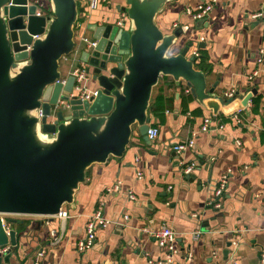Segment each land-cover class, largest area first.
<instances>
[{
    "label": "crops",
    "instance_id": "0c3cea01",
    "mask_svg": "<svg viewBox=\"0 0 264 264\" xmlns=\"http://www.w3.org/2000/svg\"><path fill=\"white\" fill-rule=\"evenodd\" d=\"M77 1V53L60 60L64 76L82 66L79 52L85 43H80V38L91 39L92 24L105 21L115 25L126 19L122 17L123 0H98L90 11L89 0ZM197 3L169 2L156 15V23L165 33L183 32L171 53L190 44L188 53L198 54L197 68L206 73L207 87L215 83L218 95L224 97L231 88L236 95L221 101L213 111L200 105L189 87L161 77L152 90L151 102L160 96L162 108L157 114L151 111L149 123L158 129L157 137L146 141L132 126L123 156L92 165L75 192L73 206L66 205L61 214L3 215L14 219V223L5 222V227L20 235L11 264H149V259L162 258L164 253L142 229L161 225L175 232L176 264H261L264 72L251 75L264 66V0H217L207 17L193 19L185 10L194 9ZM257 12L261 16L252 19L251 14ZM259 57L261 65L257 64ZM86 89L93 90L92 84ZM205 116L211 117V130L206 132L200 129ZM190 138L193 147L186 146L180 154L172 150L173 145ZM180 162H193L197 176L186 178ZM225 173L227 185L218 199L220 206L214 208L208 202ZM115 183L120 190L107 192ZM128 191L134 199L127 197ZM99 203L110 223L96 229L91 248L78 251L76 244ZM194 230L199 231L196 239L190 235ZM40 251L43 254L37 256Z\"/></svg>",
    "mask_w": 264,
    "mask_h": 264
},
{
    "label": "water",
    "instance_id": "95a60500",
    "mask_svg": "<svg viewBox=\"0 0 264 264\" xmlns=\"http://www.w3.org/2000/svg\"><path fill=\"white\" fill-rule=\"evenodd\" d=\"M123 1L121 25L90 26L96 44L80 45L86 79L77 82L61 73L60 60L78 44L79 1L0 0V215L56 216L72 207L88 169L123 156L132 126L149 140L152 90L161 77L189 87L206 109L227 102L215 83L207 87L190 44L171 53L183 32L165 33L156 15L175 0ZM61 75L64 84L56 82ZM87 84L95 95L81 99L75 85ZM58 99L65 105L53 117ZM194 169L185 177H196ZM5 222L14 219L0 217V246H9L0 264H11L20 235Z\"/></svg>",
    "mask_w": 264,
    "mask_h": 264
},
{
    "label": "built area",
    "instance_id": "2783aa9c",
    "mask_svg": "<svg viewBox=\"0 0 264 264\" xmlns=\"http://www.w3.org/2000/svg\"><path fill=\"white\" fill-rule=\"evenodd\" d=\"M217 0H198V3L194 9L187 8L185 12L189 15L192 16L193 19H203L209 15L211 12L213 6L215 5ZM37 0H28V3H36ZM98 0H89L88 1V10L95 9L97 6ZM37 14H40L39 11H37ZM126 15L125 13H122V17L124 18ZM261 16L260 12L257 13H252L251 18L256 19ZM123 22V19L119 20L117 22V25H121ZM105 21H103V24ZM80 41L85 43L87 46H94L96 44V41L93 39L87 38L82 36L80 38ZM77 53V50L74 49V51L71 53ZM70 54V55H71ZM194 56H197L198 54L196 52L193 53ZM262 63V58L259 57L257 58V64L261 65ZM259 71L264 72V66L261 68H256L252 72V76H256ZM75 76V79L77 82L81 81L82 79H86V76L83 72V69L81 66H78L73 69V71L70 73ZM56 82H60L64 84L65 78L63 75L56 80ZM75 89L77 91L78 97L81 99H88L91 95H95V92L87 91L86 88L79 87L78 85H75ZM73 93L69 94V97H71ZM224 97L225 98H232L236 95L235 90L233 88L229 89L228 91L224 92ZM65 105V101L58 99L57 104L55 107H53L50 111L51 115L54 117L55 112L59 107H62ZM41 116V113L39 114ZM236 117V116H235ZM237 121L239 119L236 117ZM201 131H210L211 130V117L210 116H205L202 120V124L200 127ZM146 135L149 140L154 139L158 135V129L156 127H152L149 125ZM237 144H240V141H237ZM188 147H193L194 146V140L193 138H190L186 141V143H178L172 146V150L180 154L184 148ZM195 164L193 162L191 163H185V162H180V170L182 174H189L192 172L194 169ZM140 177V176H139ZM227 180L228 176L227 173L222 175L220 180L218 181L217 185L213 188V198L208 202L209 205L213 206L214 208H217L220 206L219 204V197L222 196L225 186L227 185ZM120 190V186L118 183H115L111 187H108L106 189L107 192H117ZM127 197L130 199H134V195L128 191L127 192ZM61 214V213H60ZM0 217H3V215H0ZM125 219L127 216H124ZM108 223H110V220L106 219L103 216L102 212V203H99L97 208L93 211V213L89 216L88 221L86 223L85 227V235L77 242L76 244V249L78 251H83L85 249L91 248L94 245L95 239H96V229L100 227H105ZM5 226V225H3ZM142 230L148 232V234L156 241L157 245L162 249L164 256L162 258H158L155 260H148L149 264H176L175 262V254L178 251V248L175 245V232L173 229L167 225H161L156 229L152 228H143ZM54 232L51 231V235H53ZM191 238L196 239L199 236V231L194 230L190 232ZM9 250L8 245L0 246V255L7 252ZM43 254V251L38 252L37 256H40ZM260 263L264 264V253H261L260 255ZM34 264H38L37 261L34 262ZM232 264H236L233 262Z\"/></svg>",
    "mask_w": 264,
    "mask_h": 264
},
{
    "label": "trees",
    "instance_id": "16d2710c",
    "mask_svg": "<svg viewBox=\"0 0 264 264\" xmlns=\"http://www.w3.org/2000/svg\"><path fill=\"white\" fill-rule=\"evenodd\" d=\"M199 65H200V64L197 63V67H198ZM201 65H202V63H201ZM150 105L153 106V110H152L153 113L157 114V113L161 110V108H162V100H161L160 96H156V97L154 98V100H153L152 102H150Z\"/></svg>",
    "mask_w": 264,
    "mask_h": 264
},
{
    "label": "rangeland",
    "instance_id": "374dc122",
    "mask_svg": "<svg viewBox=\"0 0 264 264\" xmlns=\"http://www.w3.org/2000/svg\"><path fill=\"white\" fill-rule=\"evenodd\" d=\"M62 63V62H61Z\"/></svg>",
    "mask_w": 264,
    "mask_h": 264
}]
</instances>
